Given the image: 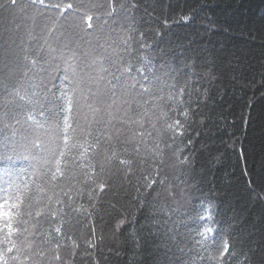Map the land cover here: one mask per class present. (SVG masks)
<instances>
[{
	"label": "trees",
	"instance_id": "obj_1",
	"mask_svg": "<svg viewBox=\"0 0 264 264\" xmlns=\"http://www.w3.org/2000/svg\"><path fill=\"white\" fill-rule=\"evenodd\" d=\"M44 4H59L61 9L71 4L85 19H103L88 33L65 26V17L71 21L73 11L52 12L38 0H0V145L6 138L14 141L8 150L0 147V180L6 171L30 173L32 160L21 146L22 137L41 133L27 117L34 116L47 128L48 113L39 115L40 104L59 111L60 92L68 87L67 65L60 58L47 59L45 44L70 49L89 63L109 56L118 62L126 43L134 54L124 59L138 61V67L151 73L153 84L146 87L158 95L146 97L156 102L147 109L155 133L144 137L139 158L120 154L108 160L107 149L90 156L85 163L92 166L85 171L95 183L76 171V179L63 182L70 198L60 188L50 189L51 201L45 199L32 217H25L23 238L44 255L25 251L24 264H186L189 256H181L167 241L163 220L172 215V208L183 211L198 201L214 208L216 227L236 257H229L230 264H264V0ZM113 9L119 21L114 29L108 17ZM184 17H189L187 22ZM36 36L45 43H32ZM42 48L45 59L31 64ZM33 81L47 91L34 88ZM34 93L39 103L29 104L37 99ZM169 96L180 103L171 104ZM185 109L190 124L182 137H173L166 126L177 118L183 122L180 113ZM135 131L152 133L153 128ZM99 163L105 166L103 173H98ZM151 180L157 183L145 187ZM147 201L165 206L163 213L149 208ZM44 205V217H35ZM150 215L161 220L159 228L149 226Z\"/></svg>",
	"mask_w": 264,
	"mask_h": 264
},
{
	"label": "snow or ice",
	"instance_id": "obj_2",
	"mask_svg": "<svg viewBox=\"0 0 264 264\" xmlns=\"http://www.w3.org/2000/svg\"><path fill=\"white\" fill-rule=\"evenodd\" d=\"M32 2L35 3L36 0ZM38 2L52 12L73 11L74 17L71 21L65 17V26L79 27L88 33L94 30V23L97 25V22L103 19L100 16L95 18L87 16L85 19V14L73 10L71 4L67 5L66 9H61L59 4L45 5L44 0H38ZM96 10L100 8L97 7ZM116 12V9H113L108 13V17L114 21L113 29L119 23L116 20ZM56 19L60 18L56 17ZM188 19L189 17H184L185 22ZM106 26L107 23L100 25L101 31ZM31 41L45 43L44 38L40 36H36ZM139 43L143 44V41ZM127 47L125 43V51L118 53L120 57L118 62L109 56L86 63L82 55L70 49L48 48L45 44L47 59L60 58L67 65L64 82L68 87L60 92L59 111H49L44 104H40L43 110L39 111V115L44 117L45 112L48 113L45 117L49 121L47 128L34 116L27 117L29 121H32L35 129L41 133L34 138L22 137L21 146L29 153L32 160L30 173L27 170L23 174L6 171L4 178L0 180V264H24L21 257L28 259L25 251L44 255L43 252H37L23 238L27 231L24 225L27 223L25 217H32L33 210L39 208L45 199L51 201L52 197L47 194L50 189L60 188L61 194L69 197V193L64 191L63 182L70 183L71 180L76 179L74 172L78 171L89 184L95 183V180L85 171L92 166L90 162L85 163L89 161L90 156L95 158L98 153L107 149L105 156L108 160H114L120 154L139 158L144 137H151L155 133L147 109L156 102L146 97H154L158 93L146 87L153 84V80L149 78L151 73H146L144 67H138V61L129 62L130 60L124 59L125 56L134 54L132 51H127ZM44 51V48L40 49V55L37 56V60L31 61V64H37L39 60L45 59ZM147 63L145 58L144 65L147 66ZM32 86L37 90L47 91L43 83L39 81H33ZM34 96L37 94L34 93ZM167 100L173 105L180 103L171 96L167 97ZM32 103H39V97L37 96L35 101H29V104ZM171 110L175 113V108ZM167 116L168 112L165 117ZM180 116L183 122L177 118L166 126L173 137H182L187 131L186 125L190 124L187 109L181 112ZM4 118H9L8 112L4 113ZM52 121L55 122L52 123ZM146 126L152 127L153 132L137 133L135 131L145 129ZM13 143L11 138H6L5 143L0 147L8 150ZM117 148L119 151L114 150ZM129 148L132 149L131 152L128 151ZM74 152L78 155L74 156ZM187 159L184 157L185 161ZM121 163L132 166L129 160H123ZM104 169L105 166L99 163L98 173H103ZM156 183V180H151L150 183L145 184V187L152 188ZM99 187L103 190L105 185L101 183ZM85 196L87 197L88 194L85 193ZM57 203L61 201L57 200ZM146 203L156 213H163L165 206L153 201ZM46 208L47 205H44V208L35 211V217L43 218ZM214 213L215 210L211 205L205 206L198 201L183 211L172 208V215L166 216L163 220L167 241L181 256L185 254L189 256L186 264H230L229 257L236 258L231 252L232 245L224 239L220 229L216 227ZM52 215L55 216L56 213ZM173 215L182 218L173 219ZM148 219L151 222L150 227H160L161 220L153 215H150ZM181 228L184 229L183 232L180 231ZM55 231L59 233L60 228L57 227ZM193 253H195V259L192 258ZM201 253L207 255H201ZM176 264L181 262L177 261Z\"/></svg>",
	"mask_w": 264,
	"mask_h": 264
}]
</instances>
